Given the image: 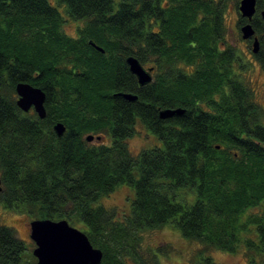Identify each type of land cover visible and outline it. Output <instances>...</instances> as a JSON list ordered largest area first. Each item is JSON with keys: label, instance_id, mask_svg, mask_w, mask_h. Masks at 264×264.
I'll return each mask as SVG.
<instances>
[{"label": "trees", "instance_id": "trees-1", "mask_svg": "<svg viewBox=\"0 0 264 264\" xmlns=\"http://www.w3.org/2000/svg\"><path fill=\"white\" fill-rule=\"evenodd\" d=\"M175 2L162 0L170 37ZM143 5L144 0H0V204L33 220H68L81 227L102 250V264H159V255L168 253L151 251L144 259L142 233L168 224L206 251L236 253L245 244L263 253L264 126L258 142L252 141L243 137L248 126L240 118L251 116L252 129L264 115L238 108L245 99L241 92L226 94L224 65L231 59L222 58L234 52L220 54L201 44L196 53L206 58L197 62L195 75L140 86L126 60L148 63ZM210 5L181 0L179 7L183 16L185 9ZM72 21L81 23L76 36L65 31ZM255 28L264 34V21ZM186 49L181 45L182 53ZM19 83L45 92V119L18 107ZM158 106L186 113L177 122L161 120ZM58 122L66 127L62 137L54 131ZM138 122L161 145L134 155L128 141ZM90 135L103 140L88 142ZM122 185L135 191L127 215L101 202ZM183 190L195 194L193 204L181 200ZM252 227L259 241L249 237ZM201 258L202 264H215ZM0 264H37L6 225L0 226Z\"/></svg>", "mask_w": 264, "mask_h": 264}, {"label": "flooded vegetation", "instance_id": "flooded-vegetation-1", "mask_svg": "<svg viewBox=\"0 0 264 264\" xmlns=\"http://www.w3.org/2000/svg\"><path fill=\"white\" fill-rule=\"evenodd\" d=\"M175 1L176 7L174 8L173 13L174 29L172 37L167 35L164 31V28L169 22L170 17L165 11L167 7L164 8L162 6V0H144V5L140 9L144 32L146 35V43L143 45V47L146 55L145 59L148 61V63L143 65V67L151 74V83L156 81L157 78L160 79L162 77L174 78L178 82L181 78H187L189 76L195 75L199 70L197 62H201L206 58V56L197 55L196 53V49L201 44L207 43L215 46L217 52L220 54L227 52L228 49H232L234 52L233 55H224L222 58L224 61L226 59H231V64L224 65V67L227 68L225 69V73L229 71V78L225 80L227 90L226 94H229V92L234 89L238 93L241 92L243 95H245V99L238 103V108H244L246 105V107L249 109L252 108L262 110L264 115V97L263 102H260L256 96L258 91L256 90L255 86L254 88L250 86L252 81L246 80L245 72L250 68L249 59L242 55L238 48L232 46L231 42L229 41V28L227 23L229 7L228 0H204L205 2H209L211 5L206 7H193L190 9H185L188 10V14L183 16L181 15V8L179 7L181 0ZM231 1L233 4L234 13L237 16L235 22V35L237 36L238 41L244 43L248 48L252 47V52L254 39L256 37L258 38L260 43L259 52H253V55L250 58L252 59L254 66H257L258 71H260L264 76V34H260L255 28V22L260 24V19L264 21L262 17V12L264 11V0H257L256 13L251 22L255 30V35L250 39H244L242 34V28L246 24L250 23L247 18L242 16L240 11L242 0ZM75 32L77 35V28ZM150 42H152V44ZM153 45L159 46L158 49H153ZM181 45L183 46V49H189L188 55L186 54L187 49L184 51V53L181 52ZM171 47H173V49H170ZM169 49L173 53H167L170 52ZM261 84L264 90V80L261 82ZM261 84L259 83V86H261ZM259 86L257 85V88ZM204 107L206 110L210 111V107L208 105H204ZM166 109H177V107L174 106L162 109L158 106L155 111L159 118L161 111ZM31 111H34V109ZM179 117L181 116H175L170 119H174V122H177ZM250 118L251 116H249L246 120H244L242 116L240 118L241 124L248 126L245 127L248 129V131L243 134V137L258 142L259 139L257 134L260 127L264 126V116L261 119L256 118L253 121V123H256V126L253 125L252 129L250 127ZM138 125L148 132L146 133L148 137L152 136L157 140V143L154 144V146L150 149L159 147L161 145L158 138L140 122L136 123L134 128L135 132ZM175 127L179 128L178 125H175ZM130 140L131 139H129V141ZM144 150L148 149H143L137 155L142 153Z\"/></svg>", "mask_w": 264, "mask_h": 264}, {"label": "rangeland", "instance_id": "rangeland-1", "mask_svg": "<svg viewBox=\"0 0 264 264\" xmlns=\"http://www.w3.org/2000/svg\"><path fill=\"white\" fill-rule=\"evenodd\" d=\"M228 16L227 23L229 28V41L232 46L238 48L241 54L249 59L250 68L245 72L246 80H251V87L256 88L258 94H256L258 100L263 102L264 90L261 82L264 80L263 74L258 71L257 66H254L252 59L253 55L252 47L248 48L244 43L238 41L236 34L235 22L237 16L233 10V4L231 0H228ZM81 26V23L68 22L65 26V31L70 36H76V28ZM259 83L261 86H259ZM257 85L259 86L257 88ZM148 133L139 125L136 127V132L131 140L128 142L130 150L133 154L137 155L140 151L147 148L150 149L157 143V140L152 136L148 137ZM95 144L101 143L94 141ZM104 144H108L109 141L104 139ZM1 176V173H0ZM181 200L187 201L189 204L195 202V194L186 192L183 190L180 193ZM135 198V191L128 185L120 186L110 196L104 198L102 204L111 210H116L120 215H127L132 209V202ZM180 201V199H179ZM256 210L250 211L248 214L255 213ZM36 220V219H35ZM33 221L27 214L17 213L12 210L5 209L0 204V225H6L16 231L17 237L23 240L30 251L33 253L35 249V243L30 238V223ZM82 230L81 227H78ZM253 234L249 237L254 241H259L258 235L255 234V227H252ZM255 230V232H254ZM143 241L141 243V254L146 259V254L155 251L160 253L162 250L168 254L159 255V264H202V260L209 256L212 258L215 264H264V252L259 253L255 249H249L245 244L240 245V249L236 253H228L218 249L204 250V246L196 241H189L185 239L180 230L173 224L165 225L159 229L148 230L142 233ZM161 250V251H160ZM206 251V252H204ZM203 254V255H202ZM202 255V256H200ZM148 259V258H147ZM128 264H133L130 259Z\"/></svg>", "mask_w": 264, "mask_h": 264}, {"label": "water", "instance_id": "water-1", "mask_svg": "<svg viewBox=\"0 0 264 264\" xmlns=\"http://www.w3.org/2000/svg\"><path fill=\"white\" fill-rule=\"evenodd\" d=\"M256 3L257 0H242L241 2L242 16L250 21L242 28L244 39H250L255 35L251 22L256 13ZM262 17L264 19V11ZM91 45L104 53L101 47L92 42ZM259 49L260 43L256 37L253 43V52L258 53ZM126 62L140 86L151 83V74L146 71L137 58L130 56ZM16 93L18 96L17 105L23 112L29 113L34 109L41 119L46 118V94L44 91L28 83H19L16 86ZM117 95L130 102L138 100V96L131 93H118ZM185 112L186 110L182 108L166 109L161 111L160 118L167 120L175 116H183ZM54 131L58 137H62L66 132V127L63 123L58 122L54 125ZM95 140L100 142L103 138L93 135L87 137L88 142ZM30 238L36 246L33 250V256L36 258L37 264H102V250L95 248L88 235L72 226L68 220H33L30 223Z\"/></svg>", "mask_w": 264, "mask_h": 264}]
</instances>
